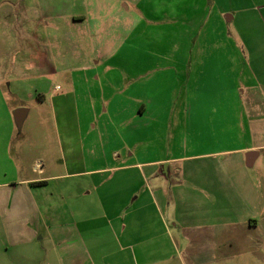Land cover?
<instances>
[{
	"label": "crops",
	"instance_id": "0c3cea01",
	"mask_svg": "<svg viewBox=\"0 0 264 264\" xmlns=\"http://www.w3.org/2000/svg\"><path fill=\"white\" fill-rule=\"evenodd\" d=\"M191 1L199 17L193 23L198 37H203L197 53L206 56L200 59L195 81L186 84L191 89L183 115L191 127L166 134L195 136L179 137L181 154L160 157L156 151L166 143L158 149V129L141 126L140 120L144 115L164 118L168 99L159 105L151 99L147 105H132L131 125L118 130L122 139L117 145L127 155L120 161L117 150L112 153L119 163L111 168L123 173L126 185L113 193L107 209H100L99 215L106 213L103 218L86 219L87 213L74 209L67 223L47 219L60 214V207L48 201L57 194L53 187L46 194L42 191L62 175L37 177L23 171L25 144L17 145L20 161L12 151L17 129L13 112L20 105L9 103L0 79V264H264V174L254 166L264 157V0ZM163 2L169 8V25L180 14L185 17L179 20L192 23L191 15L186 19L188 0ZM176 7L183 9L178 12ZM220 10L231 12L226 16ZM254 22L260 29L248 25ZM239 40L246 47V67L237 63ZM2 55L0 50V63ZM206 65L216 72L212 82L202 81ZM236 82H244V88ZM21 85L12 87V94L24 101ZM30 93L43 103L48 94L45 82ZM64 94L58 98L74 97L75 92ZM152 111H160L157 118ZM28 113L29 109L23 121ZM121 116L116 120H123ZM173 147L171 142L169 148ZM145 154L152 157L140 159ZM143 167L146 171L140 170ZM143 172L152 179L150 190L135 189ZM131 202H145L147 213L142 211L141 217L127 212Z\"/></svg>",
	"mask_w": 264,
	"mask_h": 264
},
{
	"label": "rangeland",
	"instance_id": "374dc122",
	"mask_svg": "<svg viewBox=\"0 0 264 264\" xmlns=\"http://www.w3.org/2000/svg\"><path fill=\"white\" fill-rule=\"evenodd\" d=\"M188 4L186 19L191 15L192 23L179 20L180 16L185 17L180 14L171 26L169 8L163 0H0V79L5 82L9 103L29 109L21 127L16 125L13 155L20 161L16 154L17 145L22 142L25 148L21 158L27 162L22 165L23 171L37 177L62 175L42 191L46 194L53 187L57 193L48 201L58 204L60 214L53 219L46 216L50 221L67 223L74 216V209L87 213L83 217L86 219L106 215L105 211L99 215L100 209H107L113 202V193L121 192L126 185L122 182L123 173L111 168L119 163L112 153L116 149L120 161L127 155L117 145L122 139L118 138V130L131 125L132 105H147V99L159 105L168 99L164 118H157L160 111H152L156 120L147 115L140 120L141 126L158 129V149L166 143L156 151L160 157L181 154L179 137L194 138V133L166 134L174 128L191 127L183 115L191 89L186 84L195 81L202 67L200 59L206 56L197 53L203 48V37H198L193 23L199 18L193 7L196 4L190 6L191 0ZM231 7L235 9L234 4ZM175 9L180 12L183 8ZM230 12L220 10V14ZM213 13L214 8H209L208 14ZM188 24L194 26L188 28ZM248 25L260 29L257 22ZM237 46L241 51L237 63L246 67V47L240 40ZM223 59L226 63L229 56L225 54ZM204 69L202 81L216 79L214 70L211 72L207 65ZM40 82H45L48 89L43 103L30 93ZM236 83L244 88V82ZM18 84L23 85L24 101L12 94ZM73 90L74 97L58 98ZM116 115L125 120L117 121L120 117ZM171 142L173 148H169ZM149 157L152 156L145 154L140 159ZM263 159L261 156L254 165L262 174ZM165 169L162 166L160 173L164 174ZM152 184L143 172L135 189L150 190ZM147 209L145 202H131L127 212L140 213L142 217V211L147 213Z\"/></svg>",
	"mask_w": 264,
	"mask_h": 264
},
{
	"label": "water",
	"instance_id": "95a60500",
	"mask_svg": "<svg viewBox=\"0 0 264 264\" xmlns=\"http://www.w3.org/2000/svg\"><path fill=\"white\" fill-rule=\"evenodd\" d=\"M27 112V109L24 107H17L13 114H14V118H15V123L18 127H21L23 118L25 117V114ZM254 152H248V155L251 156L253 155Z\"/></svg>",
	"mask_w": 264,
	"mask_h": 264
},
{
	"label": "built area",
	"instance_id": "2783aa9c",
	"mask_svg": "<svg viewBox=\"0 0 264 264\" xmlns=\"http://www.w3.org/2000/svg\"><path fill=\"white\" fill-rule=\"evenodd\" d=\"M36 166H38V163H36Z\"/></svg>",
	"mask_w": 264,
	"mask_h": 264
},
{
	"label": "trees",
	"instance_id": "16d2710c",
	"mask_svg": "<svg viewBox=\"0 0 264 264\" xmlns=\"http://www.w3.org/2000/svg\"><path fill=\"white\" fill-rule=\"evenodd\" d=\"M39 183H43V181L39 182Z\"/></svg>",
	"mask_w": 264,
	"mask_h": 264
}]
</instances>
